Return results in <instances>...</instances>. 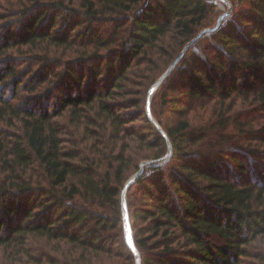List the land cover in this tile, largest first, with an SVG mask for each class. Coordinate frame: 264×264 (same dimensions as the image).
I'll return each instance as SVG.
<instances>
[{"label": "trees", "instance_id": "1", "mask_svg": "<svg viewBox=\"0 0 264 264\" xmlns=\"http://www.w3.org/2000/svg\"><path fill=\"white\" fill-rule=\"evenodd\" d=\"M214 2L35 0L0 28V56L42 43L67 56L61 67L47 56L24 70L0 59V113L19 119L24 134L0 129L1 167L9 170L0 182V247L39 236L65 247L67 264H135L120 196L139 163L153 160L127 190L140 264H243L264 237V149L207 143L208 132L181 117L180 100L238 98L264 109V0L234 1L155 89L181 117L163 125L153 109L164 135L146 112L150 87L207 28ZM21 91L33 95L25 102ZM57 119L89 143L64 139ZM248 129L263 145L264 124ZM165 137L172 152L159 161Z\"/></svg>", "mask_w": 264, "mask_h": 264}, {"label": "rangeland", "instance_id": "2", "mask_svg": "<svg viewBox=\"0 0 264 264\" xmlns=\"http://www.w3.org/2000/svg\"><path fill=\"white\" fill-rule=\"evenodd\" d=\"M42 1L51 2L56 0ZM62 1L67 3L69 0ZM214 1V11L209 15L205 24V27L207 28H211L219 24L221 17L225 16L232 10V3L236 0ZM34 2L35 0H0V28L3 27L4 24H7V22L12 21L14 17H17L22 8H26ZM207 28H204L203 30ZM39 45L42 49H29L27 47H22L21 50H9L8 54L0 56V59H14V61L17 62L16 67L18 70H24L25 67L31 65L37 67L40 65L39 61L40 59L42 60L41 57L46 60L47 56L50 58L53 56V59H56L54 63L57 62V66L59 67L65 64L64 59H66L65 57L67 56H65L61 50L51 53L44 48L46 47L45 43ZM45 53L49 55H46ZM29 54H34V56L29 58ZM156 60L158 63H163L164 61L162 57H158ZM155 91L156 90L151 93L149 109L151 115L153 109H155V114L157 115L156 117L157 119H160L163 125L169 126L173 123V121L176 122L182 117L191 122L194 130L202 129L208 132L207 137H209V139L207 143H220V145L223 146H225V144L228 145L230 143H235L236 146L240 148V151L243 150L248 152H250V149L252 150V148L258 149V147H260L264 149V144L259 146L258 143L252 140L251 137L253 135L248 132V126L258 127L264 124V109L259 108L256 110L253 108L256 106H252L248 104V101H243L238 98L226 100L208 98L196 101L181 99L180 101H182L181 106L183 107V115L179 117L176 113L172 115L171 108L160 102L158 94H156ZM31 95H33L31 91H21L19 100L27 102ZM19 100H14L13 102L16 103ZM152 118L156 122V118L154 116H152ZM57 122L61 123V125L65 128V133L63 134L64 139H78L83 144L89 143V141H87V136L83 134L75 133L77 136V138H75L71 130V124L68 120L57 119ZM225 122L226 124L223 125ZM243 123L247 125L245 126ZM241 127H243V130H240ZM0 129L10 135L16 134L21 138L24 136L21 121L12 117L8 112L0 113ZM244 131H246L245 134H243ZM222 137H225V139H221ZM8 143L9 145L6 150H9L11 146V142L8 141ZM166 155L159 161L168 158ZM1 165L2 162H0V182H2L3 179L8 182L9 179L5 178V175L9 176V170H3ZM38 173L39 172L36 167H30L26 170V174L32 176V182H35ZM132 175L133 174H131V176ZM37 259H40L43 264H67L68 259H71V257L68 255L65 247L57 250L55 243L48 242L46 239L39 236H28L27 243L24 246L14 244L11 247H0V264H32L35 263V260ZM243 264H264V237L256 240L249 246L248 254L243 258Z\"/></svg>", "mask_w": 264, "mask_h": 264}, {"label": "water", "instance_id": "3", "mask_svg": "<svg viewBox=\"0 0 264 264\" xmlns=\"http://www.w3.org/2000/svg\"><path fill=\"white\" fill-rule=\"evenodd\" d=\"M214 28H215V26H213L211 28H207L205 30H202L194 38H192L190 41H188L186 43V45L181 49V51L179 52V54L175 57V59L165 69V71L156 79L155 83L150 87V89L148 91V96H147V101H146V112H147V116H148V118L151 121H153V123H155L156 128L158 129V131L162 135H164V133H163L161 127L152 118V115H151V112H150V109H149V102H150L151 93L157 87L160 86L161 82L168 75V73L174 67V65L176 64V62L184 54V52H185L186 48L189 46V44H191L194 40H196L204 31L211 30V29H214ZM166 142H167V155H166V157H170L171 152H172V147H171V144H170V142L168 141L167 138H166ZM160 159H162V158H160ZM152 161L153 160H144V161H141L139 163V169L131 177H129L127 179V181L125 182V184H124V186L122 188L121 196H120V206H121V217H122L123 236H124V240H125L126 245L130 248V250L133 253L134 263L135 264H140V256H139V252H138L137 248L135 247L134 240H133V233H132V229H131V225H130L129 211H128V206H127V203H126V191L130 187V185L133 183V181L136 180L138 177H140V175L144 171V167L148 163H150ZM129 240H131V244H129Z\"/></svg>", "mask_w": 264, "mask_h": 264}, {"label": "snow or ice", "instance_id": "4", "mask_svg": "<svg viewBox=\"0 0 264 264\" xmlns=\"http://www.w3.org/2000/svg\"><path fill=\"white\" fill-rule=\"evenodd\" d=\"M129 244H131V240H129Z\"/></svg>", "mask_w": 264, "mask_h": 264}]
</instances>
